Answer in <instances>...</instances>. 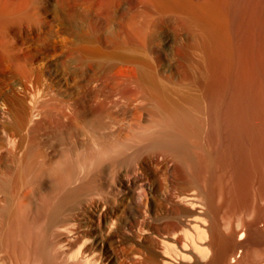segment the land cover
Instances as JSON below:
<instances>
[{
	"label": "bare ground",
	"instance_id": "obj_1",
	"mask_svg": "<svg viewBox=\"0 0 264 264\" xmlns=\"http://www.w3.org/2000/svg\"><path fill=\"white\" fill-rule=\"evenodd\" d=\"M69 1L55 0V3L59 9H65L66 5L72 6L73 2L69 5ZM75 1L76 8L67 10H73L72 14L78 11L83 33L76 45L70 44L63 51L65 59L62 55L60 57L64 63L72 59L77 66V69L74 68L77 70L74 71L75 77L72 75V83L77 91L75 101L64 100L60 106L53 103L56 97L50 99L53 94L48 97L49 92L42 87L37 75V79L34 78L37 82L33 80L37 91L29 95L25 86V95L11 99L0 112V253L8 251V247L18 239L23 241L31 233L33 223L34 226L38 224L37 229H43L40 250L48 264H91L92 255L96 253L103 256L100 264H122L120 260L124 258L121 259V256L126 257L125 261L129 264H190L192 260H196V264H208L212 260L207 254L208 250L212 249L211 255H214L213 249L217 245L221 227L220 223L210 224V220L208 223L212 212L207 211L205 206L209 204L213 208V195L208 191L207 198L204 196L208 201H203L201 197L205 193L199 195L202 194V184L195 182L196 178L189 190V187L182 189L175 163L179 161L180 164L181 160L187 162L190 150L196 148H191L192 143L201 136L202 131L205 132L201 130L204 123L201 124L203 120H200V113L205 110H201L202 99L194 92L198 81L193 69L201 70L206 66V58L211 55L224 25L223 12L212 7L210 0H127L132 7V16L127 18L121 9L122 0ZM21 2L17 3L20 4L18 6L4 2V7L0 0V17L4 16L7 20L12 17L10 15L25 14V8L32 5L26 3L28 0ZM25 3L27 6H23ZM143 8L149 14L152 12L151 16L157 12L182 18L188 27L185 28L193 34L192 43L184 41L176 50L178 55L187 59L186 62L178 61L174 72L177 80L173 75L162 78L156 64L158 60L155 62L158 48L155 49L151 37L154 33L151 35L149 31L151 21L148 24L141 19L144 18L141 17ZM33 10V16L28 19L30 21L38 16L33 14ZM90 11L92 15L88 14ZM35 18L36 22L31 21L35 23L33 28H40ZM117 18L120 19L121 31L114 27ZM49 34H45L44 38ZM180 36L177 34L176 38L183 39ZM46 39L48 41L49 38ZM8 47L5 45L4 49L7 54H14L9 53L11 50ZM24 72L27 74V71ZM202 72L205 74V71H199L201 75ZM46 96L51 104L45 103L49 100L47 98L42 102ZM49 104L59 106L56 110L59 114L53 112L59 115L57 122L63 128H70L78 119L94 116L101 126L106 128L109 125L117 130H72L76 124L71 130H39L37 120L43 114L56 118L47 114L51 108ZM107 119L116 122L110 125ZM121 127L127 130H120ZM137 147L150 150H144L145 153L132 162ZM164 172L167 173L166 177ZM208 233L215 242H210L211 236L209 241L202 240ZM86 239L92 242L91 247L86 249L88 251H82L84 254L81 255L72 254L70 249ZM122 242L130 246L129 249L121 247V255L116 247ZM234 244L235 248L241 246L238 241ZM12 247L13 250L17 249L14 245ZM216 248L215 262L222 258ZM37 261L45 264L40 259ZM36 262L31 264H39Z\"/></svg>",
	"mask_w": 264,
	"mask_h": 264
},
{
	"label": "rangeland",
	"instance_id": "obj_2",
	"mask_svg": "<svg viewBox=\"0 0 264 264\" xmlns=\"http://www.w3.org/2000/svg\"><path fill=\"white\" fill-rule=\"evenodd\" d=\"M21 1L22 0H1V4L3 5L4 2H6L9 5L13 4L14 6H18L20 4L17 3H22ZM35 1H37L38 3ZM70 1L68 3L69 5L72 2L74 4L76 2L75 0ZM83 1L87 2L86 0ZM83 1L80 0L78 3H81ZM26 3L31 4L32 7L28 5L30 7L25 8L27 12L24 11L25 9L23 8L25 14L21 13L20 15L18 14V16L10 15L12 17L7 18V20L3 16L4 21L3 17H0L2 18L0 19V112L3 110V107L7 104V102H9L11 99L24 96L26 87L30 93L29 95H31L32 91L36 92L37 86L36 88L34 87L36 83L33 80H36L37 78L39 79V82L40 80L42 81V87L45 88V90H48V97L50 98L52 94L53 96L50 99H55L56 97V101L53 100V103L55 102L59 106L61 105L60 102H62L63 104L64 100H70L73 103L75 101L74 97L77 96V93H75L76 90L73 86L75 77L74 73L77 71H75V69H77V66L74 63L75 61H72V59H70V61L65 60L66 63H64V60H62L64 58L62 54L63 51L67 49L66 47L70 44L76 45L77 43L75 42L80 41V34L81 32L83 33V26L82 22H80L81 19L79 21L80 17H78V11L75 10L76 12L74 11L75 13L73 12V14L71 13V11L73 10L69 11L70 7L71 9L76 8L74 7L76 6V4L74 5L72 3V6L66 5L67 7H65V9H59L58 5L55 3V0H28V2ZM26 3L23 6H27ZM209 3H211L210 5L215 9L223 12L222 23H224V25L221 24V26L223 25L224 27L222 26V29L220 30L222 31V33L223 31H225V34L223 33L222 36V33L220 31V39L218 37L215 42L216 44L214 43L215 46L213 45L214 48H212V53H210L211 55L209 54V58L207 57V61L205 60L206 66H204L201 70H195V68L193 69L194 72L192 70L195 79L198 81V87L196 88L197 92L196 89L194 90V92L200 97V99H202L201 105L203 109L201 110H205V113H200L202 115H200L199 113L197 114L198 117L199 115L200 117H202H199L200 120H203H201V124L204 123L202 124L204 126L201 125V130H204L205 132L202 131V133L200 134L201 136L198 137L199 140L197 138L192 143L191 148H196L190 150V159L187 157V162L183 163L181 160L180 164L178 163L179 161H176V175L179 179L180 184H182L181 188L185 190H187L188 187V190L191 188V184L196 178L194 181L197 183L200 182L199 184H202L201 186L203 187H201V190H204V192L200 191V193L202 194H199V190H197L198 194L202 196L205 193L201 197L203 201L207 200L205 199V197L207 198L208 195L206 196V193L208 191V194L213 195V204L215 205V207L213 205V208H210L209 204L205 206L207 211L212 212L210 213V217L208 218V223H210V221V224H213V222H216L217 224L220 223L219 226L221 227L219 231V239H217L216 241L217 245L215 244L216 246H214L213 249L214 255H211L212 249L208 250L207 254L210 257L209 259H212L209 260V263L219 264L220 262L221 264L222 262V264H225V262L228 261L226 262V264H262L264 263V0H210ZM129 5H131L129 1L122 0L121 6L123 7L121 9L125 11L124 14H127V18L132 16L130 15V13L132 14V7ZM3 6L5 7L6 4H4ZM33 6L37 7L38 9L36 8L35 11V7ZM31 8L34 9H32L33 14L35 13L34 15L39 16H34V18H32L33 22L35 21L34 19H36L35 17H37V23L40 24L43 29L41 27L40 29L38 26L36 28H33V25H35V23L33 24V22H31L32 19L31 21L28 20L30 19V16H33L31 14ZM67 8L69 9L67 10ZM142 12L143 13H141V17L144 18L141 19H144L145 22L151 21L149 25L151 30L149 31H151V35L154 33L151 37L153 38V43H155V49L158 48L156 50L157 59H155V62L157 60L159 61V63L157 61L156 64L157 66L159 65L158 69L160 70V73L163 77L161 75L160 76L162 78H164V76L165 78H169V76L172 77L173 75V77L175 78L177 76L175 73L177 64L179 63L178 61L186 62L187 60L185 59V56L184 58L178 55L176 50L178 47H180L179 45L182 46L184 44V41L187 44H190V42L192 43L193 34L191 35L192 32L187 29V26H185L186 24H184V20L182 21V18L178 16L176 17L175 15H172V17L171 15L167 14H162V16L161 13L159 14L157 12H155L156 14L153 12L154 16H151L150 14H152V12L149 14L148 11H145L144 8L142 9ZM147 13L151 17L148 15H144ZM88 14L92 15V12L90 11ZM24 16L28 18H25ZM176 18H178L177 21L175 20ZM116 20L114 23V27L115 29L118 28L120 30V19L117 18ZM48 25L50 26V28ZM45 26L46 28L48 27L51 30H48V28L46 29ZM183 30H186V32H184ZM49 32L52 35L49 34ZM45 34H49L46 37L49 38V42L46 38H44L46 36ZM177 34L181 35L182 37L180 36V38L183 39H177ZM41 36L44 38L43 40ZM65 40H67V44L64 43ZM181 40L183 41V43H181ZM2 41L3 44L7 45V47L9 46L8 48L11 50H9V53L14 52V54H7L6 50H4L6 48L5 45L2 44ZM5 41L8 42L6 43ZM61 55L63 57L62 59L60 58ZM62 63L65 64V66H61ZM74 64L76 67L74 66ZM27 68L29 69L27 70ZM71 68H73V70ZM69 69L72 71H70ZM19 70H21V72ZM30 70L34 74L30 75ZM202 70L205 71V74L204 72H202L203 74L201 75V72L199 73V71ZM24 71H27V74L28 72L30 73L27 75ZM195 72L196 74H194ZM24 74L26 75V77ZM37 75L39 77H37ZM65 75L68 77L70 75V77L66 78ZM72 75H74V77H72ZM30 76L32 78H30ZM64 78H66V80ZM30 83L32 84L30 85ZM51 87H53L54 90L51 89ZM49 88L51 89V93ZM29 89L32 90L30 91ZM204 94L206 95V97L204 96ZM202 97H205L206 99ZM45 98H47V96L44 97V100L42 101L43 103L46 101ZM50 99L45 103L51 104ZM207 103H209V105ZM56 104L50 105L52 109H55L51 110V108H49L48 112L51 114L47 113L48 109H46V111L44 112L45 114L47 113L48 115H51V117L55 115L56 118H49L50 116H46L44 114L43 116H46L47 118L40 116V120H37V123L39 122L38 124L40 125V129L37 125V128L39 130H71L72 127L75 126V124L76 126L72 130H107L108 128V130H117V128L114 129L112 127H109V125L106 126L107 129L101 126L100 124H98L99 122L94 116L78 119L79 121H81H77V123L70 126V128H63V126L61 127L57 122L59 115H56L59 113L56 110L59 108V106L57 105L58 107H56ZM49 105L48 107H50ZM207 110H209V114L207 113ZM53 111L57 114H54ZM107 120L110 125H112V122H116L114 121V119ZM48 121L51 123H49ZM188 128L191 130L190 126ZM120 130L127 129H125V127H121ZM140 148L141 147H137L135 149L136 151L134 150L132 162H136L135 158H140L142 156L141 153H145L144 150H150L149 148L143 150V147L140 150ZM135 154L139 156H136ZM163 174L164 177L167 176L166 172H164ZM190 174H192V176ZM206 189L208 190L206 191ZM217 207L219 208V210ZM215 210H217V212H215ZM32 224L30 226V237L28 234L26 236L27 239L25 237L23 241H21V239H18V241L10 245V247H8L9 250L7 249L8 251H5L8 255L5 252H3L2 254L0 253V264H31L39 259L40 261L45 262V264H48L45 260H43L44 258H42L43 256L40 250V242L44 236L41 232L43 229L40 230L41 227H38L37 229L38 224L35 226L33 224L34 228H32ZM35 231H37V233L39 232L40 236ZM210 236L212 237L210 233L205 234L202 240L209 241L211 239ZM29 238H31L30 240L34 238L33 240H36V242H38L36 243L33 240V242H31ZM28 240L31 243H28ZM213 240L214 239L212 237L210 242H215ZM236 241L241 243V246L236 245V247L238 246V248H235L234 243H236ZM219 242L221 244H218ZM15 243L19 244L15 245ZM22 243L24 246L22 245ZM33 243L36 244L34 245ZM77 244L74 246L75 248L72 247L70 251L74 255H81L80 253H82V251H88L86 249H89L91 247L92 242L91 239H86L85 241H80V243L78 242ZM13 245L17 249L13 250ZM129 246V243L122 242V244L117 246L116 249L122 255L121 247H126L125 249H129ZM215 247L218 248L219 252L221 253L219 254L222 257V260L220 259V261L217 260L216 262L213 259L216 257ZM234 248L235 251L233 250ZM20 249L23 250L22 253V250L20 251ZM220 250H222L223 252ZM84 252L82 254H84ZM39 255H41L40 258ZM34 256H37L38 258ZM230 256L232 258H230ZM102 257L103 256L99 253L92 255L93 262H91V264H100ZM16 258L19 259L17 260ZM34 259H36V261ZM121 259L122 260L120 261H122V264L128 263V261H125L126 257L121 256ZM36 263H39V261H37ZM191 263L196 264V260H192L190 264ZM39 264L44 263L40 262Z\"/></svg>",
	"mask_w": 264,
	"mask_h": 264
}]
</instances>
